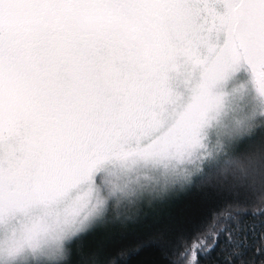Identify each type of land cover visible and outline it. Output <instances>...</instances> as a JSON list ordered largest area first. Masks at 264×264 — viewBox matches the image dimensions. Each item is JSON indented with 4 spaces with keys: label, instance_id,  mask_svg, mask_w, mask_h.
<instances>
[{
    "label": "snow or ice",
    "instance_id": "1",
    "mask_svg": "<svg viewBox=\"0 0 264 264\" xmlns=\"http://www.w3.org/2000/svg\"><path fill=\"white\" fill-rule=\"evenodd\" d=\"M222 130L264 143V0H0V220L42 212L54 257L93 201L186 175ZM234 209L259 220L236 245L264 253V211L225 201L182 238L185 264L233 242L217 227Z\"/></svg>",
    "mask_w": 264,
    "mask_h": 264
},
{
    "label": "trees",
    "instance_id": "2",
    "mask_svg": "<svg viewBox=\"0 0 264 264\" xmlns=\"http://www.w3.org/2000/svg\"><path fill=\"white\" fill-rule=\"evenodd\" d=\"M209 159H214L210 168L205 166ZM191 176L168 182L161 198L115 203L105 220L73 240L72 264H185L187 257H179L182 238L203 230L212 211L225 201L264 211V143L259 140L236 138L202 159ZM244 211L234 209L231 220L226 213L217 227L230 226L233 242L221 233L220 243L198 252L196 264H227L229 256L233 264L264 261V253H254L258 240L251 233L247 245H236L245 228L259 225L258 218Z\"/></svg>",
    "mask_w": 264,
    "mask_h": 264
},
{
    "label": "clouds",
    "instance_id": "3",
    "mask_svg": "<svg viewBox=\"0 0 264 264\" xmlns=\"http://www.w3.org/2000/svg\"><path fill=\"white\" fill-rule=\"evenodd\" d=\"M145 193L151 195L155 192L154 189L146 187L136 189L132 193L120 194L116 202ZM114 204L108 196H101L98 206L93 201L95 211L91 215L82 214L77 223L63 230L60 239L63 255L56 257L51 254L49 246L56 226L54 221L45 218L42 212L36 211L0 220V264H59L67 260L71 255L70 245L73 240L90 230L96 223L105 220ZM188 264H194V256Z\"/></svg>",
    "mask_w": 264,
    "mask_h": 264
},
{
    "label": "rangeland",
    "instance_id": "4",
    "mask_svg": "<svg viewBox=\"0 0 264 264\" xmlns=\"http://www.w3.org/2000/svg\"><path fill=\"white\" fill-rule=\"evenodd\" d=\"M243 102V97L241 95H237L233 98H231L229 100V104H240ZM240 137V135L237 134H233L229 131L226 130H222L219 134V143H220V147H215L216 143H217V139L218 137L216 136V134H213L209 137V142L206 145V147L209 149V151L204 154L202 156V158L198 161H194L192 163H189L186 166V175L183 176H179L176 178H172V177H168L167 179L159 172L154 171V170H146L141 172L140 177H141V182L146 186V188L148 189H158L157 192H155L154 194H145V195H141V196H135V197H130L128 199L125 200H121V201H117L116 203L118 204H131L132 205L135 203H137V201H145L147 199L150 198H161L162 196L165 195V192L167 191V184L168 182L170 183H175L177 180H179V178H188L189 180L192 177V173L195 171V168L198 166V164L200 163V161L204 158H206L207 156H210L212 154L213 151L216 150H222L223 147H225L228 144H231L236 138ZM145 199V200H143Z\"/></svg>",
    "mask_w": 264,
    "mask_h": 264
}]
</instances>
